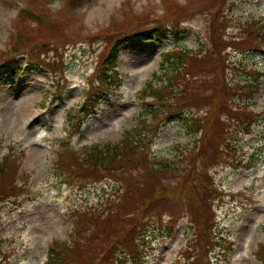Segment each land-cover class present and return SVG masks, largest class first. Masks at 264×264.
Here are the masks:
<instances>
[{"label":"rangeland","instance_id":"rangeland-1","mask_svg":"<svg viewBox=\"0 0 264 264\" xmlns=\"http://www.w3.org/2000/svg\"><path fill=\"white\" fill-rule=\"evenodd\" d=\"M37 1L40 0H0V52L9 49V40L17 29L27 28L28 35L35 34V21L24 18L27 25L24 28L19 13L29 6H37ZM175 1L183 8L179 24L184 28L177 45L188 50L209 49L216 31L223 34L225 43L237 41L244 34L245 24L255 20L257 27L261 26L258 31L260 37L264 38L261 34L264 32V0ZM43 2L54 18L59 17L63 21L64 30L57 33L67 35L70 40L64 55L67 65L61 98L47 97L56 82H52V75L45 68L32 72L22 70L17 75H6L0 81V161L4 155L16 159L20 169L19 183H26L28 187L16 202L6 200L0 203V257L9 255L6 264H44L51 241L66 240L71 233L70 207L98 204L114 192L116 182L113 179L103 178L100 182L80 184L79 187L75 181H63L55 165L57 149H60L58 143L67 141L72 149L83 152L93 145L117 142L125 131L138 123L141 116L150 120V115L143 111L144 101L139 98V92L147 82L160 85L161 81L153 78V73L159 74L163 70L161 52L172 49L175 42L169 37L159 44L138 39L120 45L116 66L119 85L108 90L82 125L71 133L66 110L76 109L82 104L95 63L106 49L107 36L103 35L113 31L111 22H125L131 15L140 14L149 15L156 21L168 19V16L163 0ZM17 61L21 67L26 64L24 55L18 56ZM200 63L206 67L204 60ZM206 68L198 75L203 78L212 73L209 84L228 82L233 91L232 102L240 103L245 98L247 108L243 111L258 114L248 134H237L235 151H228L224 160L208 169L206 185L200 184L201 190L203 186L211 188L206 201L201 204L204 214L212 218V232L224 234L227 237L225 246H230V249L221 251L215 247L203 253L205 246L201 238L205 234L197 232V229L194 231L190 222L194 217L193 211L188 210L193 204L187 201L189 192L181 189L174 199H168V205L176 211L175 214L171 210L160 213H164L166 223H170V215H181L180 219L171 234L169 231L165 234L157 227L150 231L145 264H179L177 260L182 257L180 255L189 238H192L189 242L195 244L197 255L203 253L198 264H260L255 251L264 241V42L255 50L230 46L221 52L219 61L207 64ZM249 85L253 88L251 97L244 93ZM197 90L201 91V88ZM206 101L204 99L197 106L198 110L194 108L193 111L200 115L208 112L210 108L205 106ZM220 118L223 126H230L229 129L236 123L224 113ZM244 119L246 117L241 120ZM215 122L212 120L205 128L206 138L211 137L209 128L219 126ZM240 126L244 127L242 121ZM157 131L140 151L152 160H176L195 142L193 136L186 135L175 117L162 120ZM200 133H197V138ZM135 164V168L130 166L133 173H137L141 166ZM187 168L186 164L185 170L180 168L168 176L170 190L176 185L180 187L183 179L193 180ZM24 176L27 181L23 180L26 179ZM189 190L193 193L192 188ZM153 214L148 219L154 217L156 221L158 216Z\"/></svg>","mask_w":264,"mask_h":264},{"label":"trees","instance_id":"trees-1","mask_svg":"<svg viewBox=\"0 0 264 264\" xmlns=\"http://www.w3.org/2000/svg\"><path fill=\"white\" fill-rule=\"evenodd\" d=\"M163 3L168 16V19L163 21H156L149 15L140 14L131 15L125 22H111L113 31L103 35L107 36L106 49L100 53L102 57L95 63L93 75L84 91L82 104L76 109L66 110L69 132L72 133L94 111L100 98L108 90L119 85L116 66L120 45L138 39L158 44L169 37L174 39V47L161 52L160 65L163 70L159 74L153 73V78L161 81L160 85L155 86L150 81L139 92V98L144 101L143 111L150 115V120L147 121L145 116H141L137 120L138 123L125 131L117 142L93 145L83 152L72 149L67 141L58 143L60 149H57L55 165L63 181H75L79 187L80 184L100 182L105 178L113 179L116 187L111 195H107V198L98 204L70 207L68 219L72 224L71 233L66 240L51 241L44 264H145L150 247L148 243L150 231L157 227L165 234L168 231L171 234L180 219L181 215L178 217L170 215L168 218L170 223H166L163 214L167 210L175 214L176 211L168 205V199H174L181 189L189 192L186 198L188 203L192 201L193 204L188 210L193 211L194 217L190 222L194 225V231L197 229V232L206 236L201 238L205 246L203 253L215 247L221 251L230 249V246H225L227 237L224 234L212 232L214 230L212 218L204 214L201 204L206 201V195L211 188L203 186L201 190L200 184L206 185L207 172H210L208 169L224 160L229 154L228 151H235L237 134L240 132L248 134L258 114L250 110L246 113L243 111L247 108L244 104L245 98L240 103L232 102L233 91L228 82L221 85L217 82L209 84L211 81L209 77H213L212 73L204 75L203 78L198 74L207 69V64L219 61L221 52L230 46L246 47L251 50L260 48L264 42V38L260 37L258 32L261 26L257 27L256 20L247 22L243 28V36L230 44L225 43L223 34L220 35L216 31L209 49L188 50L177 45L184 31L179 24L183 16L182 6L175 0H163ZM36 4L37 6H29L19 13L24 28L27 27L24 18L35 21L33 26L35 34L28 35L27 28L17 29L9 40V49L0 52V81L6 75H17L22 70L32 72L38 68H45L51 73L52 82H56L54 90L50 91L47 97L61 98V84L67 65L64 60L65 48L68 47L70 40L67 35L57 33L60 29L64 30L61 18H54L44 7L43 0L37 1ZM44 37L47 39H43ZM21 55L25 56L24 67L17 61ZM202 60L205 68L200 63ZM255 72L258 74V70ZM258 76L259 74L256 77ZM205 78L208 80L205 81ZM203 82H206V85H203ZM249 87L250 85L244 92L247 97H251L253 92V88ZM198 88H201V91L197 90ZM149 97L151 100H147ZM204 99L207 100L205 106L210 109L204 115H200L193 109L198 110L197 106L203 103ZM223 113L225 117L230 116L236 122L232 129H229L230 126L229 128L223 126V120L220 118ZM173 117L181 123L186 135L194 137L195 142L186 149L187 152H182L176 160L157 158L153 159L154 161L140 153L158 132L162 120ZM244 117L246 119L241 120ZM212 120H216L215 123L219 126L216 129L209 128L211 137L206 138L205 128ZM241 121L243 128H239ZM213 124L214 122L211 126ZM200 131V137L197 138ZM139 159L141 160L138 161ZM135 163L141 164L137 173H133L130 168V166L135 168ZM186 164L187 172H190L193 180L183 179L180 187L176 185L170 190L172 187L167 181L168 176L175 174L180 168L185 170ZM19 170L17 160L4 155L0 161V203L6 200L16 202L18 196L28 191L26 183H19L18 179L21 178ZM23 180L27 181V178ZM191 188L193 193L189 190ZM163 211L164 213L160 215ZM148 212L151 213L147 217ZM152 214L158 216L156 221L153 220L154 217L148 219ZM188 242L180 255L182 257L177 261H180L179 264L193 261V264H198L197 261L201 260L203 253L199 252L201 255L198 256L195 244ZM255 253L260 264H264V241L258 244ZM8 258L9 255L3 254V257H0V264H6Z\"/></svg>","mask_w":264,"mask_h":264}]
</instances>
